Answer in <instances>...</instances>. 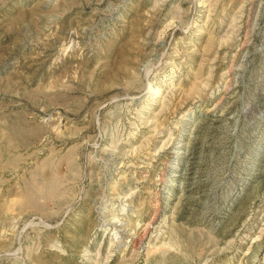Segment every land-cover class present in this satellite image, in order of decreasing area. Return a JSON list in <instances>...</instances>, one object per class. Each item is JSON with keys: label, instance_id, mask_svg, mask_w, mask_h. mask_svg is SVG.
Segmentation results:
<instances>
[{"label": "rangeland", "instance_id": "rangeland-1", "mask_svg": "<svg viewBox=\"0 0 264 264\" xmlns=\"http://www.w3.org/2000/svg\"><path fill=\"white\" fill-rule=\"evenodd\" d=\"M0 264H264V0H0Z\"/></svg>", "mask_w": 264, "mask_h": 264}]
</instances>
